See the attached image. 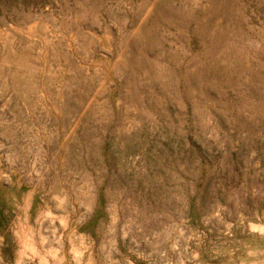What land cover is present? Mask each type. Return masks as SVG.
<instances>
[{
    "label": "rangeland",
    "instance_id": "1",
    "mask_svg": "<svg viewBox=\"0 0 264 264\" xmlns=\"http://www.w3.org/2000/svg\"><path fill=\"white\" fill-rule=\"evenodd\" d=\"M264 264V0H0V264Z\"/></svg>",
    "mask_w": 264,
    "mask_h": 264
},
{
    "label": "bare ground",
    "instance_id": "2",
    "mask_svg": "<svg viewBox=\"0 0 264 264\" xmlns=\"http://www.w3.org/2000/svg\"><path fill=\"white\" fill-rule=\"evenodd\" d=\"M16 261H17L18 264L21 263V261H22V255H21V253H17V255H16Z\"/></svg>",
    "mask_w": 264,
    "mask_h": 264
}]
</instances>
